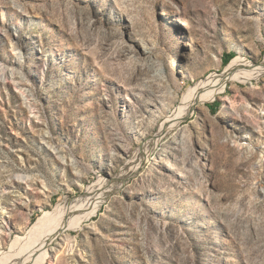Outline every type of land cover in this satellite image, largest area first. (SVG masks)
<instances>
[{
    "label": "rangeland",
    "instance_id": "1",
    "mask_svg": "<svg viewBox=\"0 0 264 264\" xmlns=\"http://www.w3.org/2000/svg\"><path fill=\"white\" fill-rule=\"evenodd\" d=\"M231 53L264 63V0H0V257L132 172L46 264H264V76L163 139Z\"/></svg>",
    "mask_w": 264,
    "mask_h": 264
},
{
    "label": "bare ground",
    "instance_id": "2",
    "mask_svg": "<svg viewBox=\"0 0 264 264\" xmlns=\"http://www.w3.org/2000/svg\"><path fill=\"white\" fill-rule=\"evenodd\" d=\"M232 62L223 74L213 75L202 82L193 92L182 98L179 108L167 113L170 118L166 116L169 122L165 123L166 128L162 131L166 133L163 139L170 138L171 132L178 130L179 126L193 115L198 106L215 102L219 96L225 94L230 84L249 83L264 76V66L253 65L243 56L237 57ZM145 156H137L135 159V165L131 169L134 171V176L145 162L147 155ZM129 175L132 176V172L121 177L116 184L113 183L115 186H111L110 183L96 185L89 190L86 200L84 199L85 201L78 205L67 208L59 205L53 212L45 213L26 236L17 237L12 241L10 251L1 255L0 264H46L52 244L61 240L63 233L67 230H82L84 222L91 218L107 199L105 196L119 189V186L124 183L123 178Z\"/></svg>",
    "mask_w": 264,
    "mask_h": 264
},
{
    "label": "trees",
    "instance_id": "3",
    "mask_svg": "<svg viewBox=\"0 0 264 264\" xmlns=\"http://www.w3.org/2000/svg\"><path fill=\"white\" fill-rule=\"evenodd\" d=\"M237 57L236 53H231V54H226L223 57V66L226 68L231 62L233 61L235 58ZM217 103H215L214 105H210V109L211 111L217 112V108L218 106H216Z\"/></svg>",
    "mask_w": 264,
    "mask_h": 264
},
{
    "label": "water",
    "instance_id": "4",
    "mask_svg": "<svg viewBox=\"0 0 264 264\" xmlns=\"http://www.w3.org/2000/svg\"><path fill=\"white\" fill-rule=\"evenodd\" d=\"M230 62H231V61H230ZM229 65H230V64H229ZM229 65H228V66H229ZM256 65H258V66H264V63L262 62V63H260V64H256ZM258 66H257V67H258Z\"/></svg>",
    "mask_w": 264,
    "mask_h": 264
}]
</instances>
